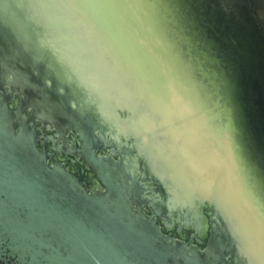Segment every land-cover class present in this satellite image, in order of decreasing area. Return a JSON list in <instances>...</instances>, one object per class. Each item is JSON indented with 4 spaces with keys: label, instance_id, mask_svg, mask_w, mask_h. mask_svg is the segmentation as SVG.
Wrapping results in <instances>:
<instances>
[{
    "label": "water",
    "instance_id": "water-1",
    "mask_svg": "<svg viewBox=\"0 0 264 264\" xmlns=\"http://www.w3.org/2000/svg\"><path fill=\"white\" fill-rule=\"evenodd\" d=\"M145 32L159 46L143 45L142 65L131 47ZM149 57L172 99L182 81L196 94L220 153L191 203L167 201L183 189L158 176L164 133L138 120L163 100L133 95ZM40 128L78 134L103 187L50 162ZM106 143L118 158L95 153ZM205 205L203 245L156 220L183 210L201 231ZM0 264H264V0H0Z\"/></svg>",
    "mask_w": 264,
    "mask_h": 264
},
{
    "label": "bare ground",
    "instance_id": "bare-ground-1",
    "mask_svg": "<svg viewBox=\"0 0 264 264\" xmlns=\"http://www.w3.org/2000/svg\"><path fill=\"white\" fill-rule=\"evenodd\" d=\"M127 11L129 12L130 20H132V17L135 19L134 24L142 20H144V25L148 24L143 15L141 17L138 15H131L128 7ZM126 18L127 21H130L128 16ZM144 34V38L141 36L139 41H135L136 44L131 47L138 57H140L139 54L142 53L144 44H148V46L153 44L154 48L159 46L158 42L154 40V36L149 35L148 32H145ZM158 55H161L160 51L158 52ZM170 62V59L169 61H166L167 64ZM139 63L144 65V61H142L141 57L139 58ZM146 65L149 67L150 74L148 76L147 73L145 75V72L141 71V75L144 79H137V90L133 95L138 96V98H147L149 106H154V104H156L157 97L163 100L159 102V107H157V104L155 107H150L151 113L156 112L159 115L158 120H155V117H150L152 115L149 112L141 113L138 120L143 129L160 127L159 131L164 133L165 138L161 144L156 143L155 146L153 145L157 159L155 163L158 166V169L161 168L158 170V176H161L162 178H167V175L174 176L177 184L180 186L179 189H183V195L176 194V191L174 190L173 192H170V195L167 198L169 200L167 201L169 204H171L173 200L191 203L195 191L201 195V192L207 190L209 183L213 179L212 172L214 173L218 168V164H220L218 160L220 153L217 151L215 144H213V139H210L211 137L205 130L206 126L204 124L207 123H204L206 119L204 115H202L203 113H201V109L192 108L200 105L196 101L197 97L194 99L196 94L194 93V96H192L190 92V95H185L184 81H182L180 82L181 89L179 87L178 96L172 99L167 93L168 90H166V85L168 86L169 82L166 79H163V81L157 79L155 75L156 64L153 62V59L151 60L150 57L146 59ZM162 86L165 88L167 93L166 96L164 95V89ZM180 102H182L181 105H179ZM199 113L201 114L199 115ZM184 148L187 149L189 154L184 153ZM189 148H193V150ZM231 149L230 146H225L223 148L225 151L223 157V163H225V166H229V164L233 162ZM158 156L160 158H158ZM164 158L171 163L173 169L171 172L164 169V164L161 160H164ZM178 170H182V172H179ZM230 192L234 193L233 191ZM234 195L235 193L230 195V197H234ZM218 199L222 200L220 198Z\"/></svg>",
    "mask_w": 264,
    "mask_h": 264
},
{
    "label": "flooded vegetation",
    "instance_id": "flooded-vegetation-1",
    "mask_svg": "<svg viewBox=\"0 0 264 264\" xmlns=\"http://www.w3.org/2000/svg\"><path fill=\"white\" fill-rule=\"evenodd\" d=\"M15 99L19 100V95H16L15 98L11 100L12 104H14ZM37 124L40 123L37 122ZM38 132L40 134H51L50 138H39L37 143L40 148H45L47 150L50 162H63L69 170H71L83 180L84 185L89 189L103 187L96 170L89 164L84 156L81 138L78 134L71 131L62 137L59 136L56 129L44 128H40ZM120 150V146L115 148L113 144L106 143L104 145L98 146L95 153L97 155L103 156L111 154L113 157L118 158ZM144 209L147 212L155 211L154 206L151 204H146ZM208 210V206L205 205L202 207V211L206 214L208 226L201 231L198 229L199 221L200 224H203L204 221H201L200 218L197 220V217L194 215V213H189L186 211L183 212V210L176 209L172 212H167V210H165L162 212V214H157L156 220L160 223L163 231L180 238H191L193 241L203 245L208 237L210 229Z\"/></svg>",
    "mask_w": 264,
    "mask_h": 264
},
{
    "label": "rangeland",
    "instance_id": "rangeland-1",
    "mask_svg": "<svg viewBox=\"0 0 264 264\" xmlns=\"http://www.w3.org/2000/svg\"><path fill=\"white\" fill-rule=\"evenodd\" d=\"M123 88L126 89V87H124V86H123ZM189 149L193 150V148H189ZM184 153H188V154H189V152H188L187 149H185V148H184ZM200 167H201V166H200ZM183 168H184V167H183ZM178 171H179V172H182V170H178ZM183 172H184V169H183Z\"/></svg>",
    "mask_w": 264,
    "mask_h": 264
}]
</instances>
